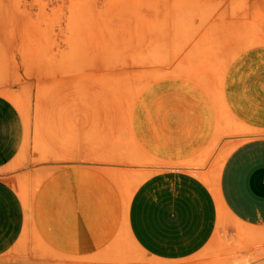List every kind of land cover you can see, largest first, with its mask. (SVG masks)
I'll return each mask as SVG.
<instances>
[{
	"label": "rangeland",
	"instance_id": "rangeland-1",
	"mask_svg": "<svg viewBox=\"0 0 264 264\" xmlns=\"http://www.w3.org/2000/svg\"><path fill=\"white\" fill-rule=\"evenodd\" d=\"M0 93L26 128L5 175L27 209L0 264L143 262L142 182L183 169L217 191L233 150L264 137V0H0ZM222 219L203 253L264 264V227Z\"/></svg>",
	"mask_w": 264,
	"mask_h": 264
},
{
	"label": "crops",
	"instance_id": "crops-1",
	"mask_svg": "<svg viewBox=\"0 0 264 264\" xmlns=\"http://www.w3.org/2000/svg\"><path fill=\"white\" fill-rule=\"evenodd\" d=\"M25 136L17 105L0 93V259L18 243L26 223V205L5 175ZM225 212L242 224L264 227V137L233 150L217 191L202 176L183 169L162 171L143 181L129 211L130 232L143 249V262L136 264H186L201 255L191 263L242 264L253 258L235 250L203 253L220 243L218 230ZM249 263L254 264H245Z\"/></svg>",
	"mask_w": 264,
	"mask_h": 264
},
{
	"label": "bare ground",
	"instance_id": "bare-ground-1",
	"mask_svg": "<svg viewBox=\"0 0 264 264\" xmlns=\"http://www.w3.org/2000/svg\"><path fill=\"white\" fill-rule=\"evenodd\" d=\"M9 89H10V88H9ZM9 89H8V90H9ZM7 125H8V124H7ZM229 134H231V133L229 132V133H227V134H225V135H229ZM225 135H224V137H223L224 139H225ZM223 138H221V139H223ZM14 157H15V155H14ZM14 157H13V158H14ZM11 159H12V158H11ZM110 160H112V159H110ZM136 161H137V160H136ZM138 161H139V160H138ZM9 162H12V161H9ZM131 162H132V161H131ZM134 162H135V161H134ZM134 162H133V163H134ZM143 162H145V161H143ZM147 162H148V161H147ZM138 163H140V162H138ZM141 163H142V162H141ZM181 163H182L181 165H187V166H199V164H198L196 161L194 162L193 160H190V161H189V160H188V161H182ZM5 164H7V163H5ZM134 164H137V163H134ZM202 164H204V163H202ZM7 165H8V164H7ZM164 165H166V164H164ZM2 167H3V166H2ZM2 167H1V165H0V168H2ZM5 167H6V165H5ZM200 167H201V166H200ZM261 239H262V238H261ZM263 239H264V237H263ZM263 244H264V242H263ZM247 245H248V244H246L245 246H247ZM243 246H244V245H243ZM243 246H241V247H243ZM257 246H258V245H257ZM260 246H261V245H260ZM260 246H259V247H260ZM263 246H264V245H263ZM263 246L261 247L260 250L263 249ZM249 247H250V246H249ZM249 247L247 246L248 249H249ZM251 248H254V247L252 246ZM251 248H250V249H251ZM245 249H246V247H245ZM250 249H249V250H250ZM241 250H242V248H241ZM249 250H248V251H249ZM251 250H253V249H251ZM251 250H250V251H251ZM254 250H257V253L254 251V253H256V258H257V255H259L260 258L262 257V255H264V251H263V250H262V251H263V252H262L263 254H261V255H260V253H261L260 250H258V249H256V248H255ZM233 251H234V250H233ZM235 251H238V252H239L240 249H239V250H235ZM259 251H260V253L258 254ZM251 252H253V251H251ZM195 253H196V252H195ZM236 253H237V252H235V254H236ZM210 254H211V251H210ZM210 254H209V252H208V255H210ZM233 254H234V252H233ZM208 255H207V256H208ZM252 255L255 256V254H252ZM251 257H253V256H251ZM200 258H201V257H200ZM203 258H204V257H203ZM201 259H202V258H201ZM253 259H254V258H253ZM257 259H258V258H257ZM196 260H197V259H196ZM187 261H188V260H187ZM190 261H191V260H190ZM188 262H189V261H188ZM191 262H192V261H191ZM191 262H189V263L186 262V264H193V263H194V262H193V263H191ZM196 263H197V262H196ZM261 263H262V262H261ZM197 264H199V263H197ZM226 264H227V263H226ZM249 264H250V263H249Z\"/></svg>",
	"mask_w": 264,
	"mask_h": 264
}]
</instances>
